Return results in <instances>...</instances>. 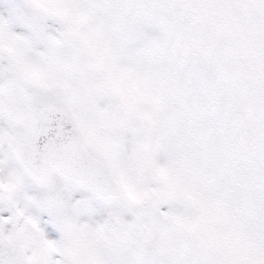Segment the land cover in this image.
Segmentation results:
<instances>
[{
  "label": "snow or ice",
  "instance_id": "snow-or-ice-1",
  "mask_svg": "<svg viewBox=\"0 0 264 264\" xmlns=\"http://www.w3.org/2000/svg\"><path fill=\"white\" fill-rule=\"evenodd\" d=\"M0 264H264V0H0Z\"/></svg>",
  "mask_w": 264,
  "mask_h": 264
}]
</instances>
